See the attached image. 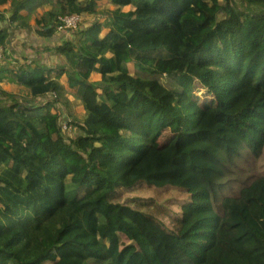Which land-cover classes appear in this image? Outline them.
Instances as JSON below:
<instances>
[{
	"label": "trees",
	"instance_id": "obj_1",
	"mask_svg": "<svg viewBox=\"0 0 264 264\" xmlns=\"http://www.w3.org/2000/svg\"><path fill=\"white\" fill-rule=\"evenodd\" d=\"M39 1L90 18L0 54V264H264V0Z\"/></svg>",
	"mask_w": 264,
	"mask_h": 264
},
{
	"label": "rangeland",
	"instance_id": "obj_2",
	"mask_svg": "<svg viewBox=\"0 0 264 264\" xmlns=\"http://www.w3.org/2000/svg\"><path fill=\"white\" fill-rule=\"evenodd\" d=\"M48 0H40L37 4H35L33 7H31L32 15L33 17H38L40 16L49 6L47 5ZM109 5L106 3H101L100 8L103 10L104 8L108 7ZM129 7H124L123 10L128 9ZM90 17H82L81 18V23L83 25V20L88 19ZM4 36H6L4 34ZM74 35L72 31H68L67 28H62L58 30V32L52 37V38H44V37H39L37 34L34 33L33 29H27L23 30L19 33H17L14 37V40H12L10 43L9 41H5V37L0 36V44H5L0 46V54L2 53L3 55L5 53H9V46H13L17 53L21 52H26L28 54L29 59H36L40 60L45 63H54L55 61L60 60L61 58H58V56H55L52 53V49H47V47L55 45V44H60L63 41L73 39ZM2 46L5 48L3 49ZM125 69H129V67H124ZM102 79L101 76H97L96 74H93L91 76V80L93 83H98ZM4 88L6 90H15L13 89L12 85L6 84L4 85ZM58 107L63 111L64 116L67 117L69 112H72L74 108H66L64 104L59 103ZM81 107H76V111H81ZM120 236V246L121 248H124L126 245L130 244V241L122 234H119Z\"/></svg>",
	"mask_w": 264,
	"mask_h": 264
},
{
	"label": "built area",
	"instance_id": "obj_3",
	"mask_svg": "<svg viewBox=\"0 0 264 264\" xmlns=\"http://www.w3.org/2000/svg\"><path fill=\"white\" fill-rule=\"evenodd\" d=\"M60 20L63 22L64 26L67 28H77L81 23V16L77 14L73 15H65L60 17ZM1 59V56H0ZM63 129H68V124L66 122L63 123Z\"/></svg>",
	"mask_w": 264,
	"mask_h": 264
}]
</instances>
